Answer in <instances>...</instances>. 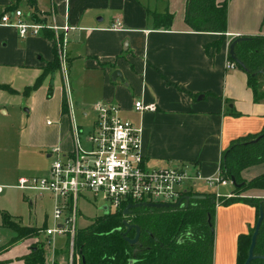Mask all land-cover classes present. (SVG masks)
I'll list each match as a JSON object with an SVG mask.
<instances>
[{
	"label": "crops",
	"instance_id": "crops-1",
	"mask_svg": "<svg viewBox=\"0 0 264 264\" xmlns=\"http://www.w3.org/2000/svg\"><path fill=\"white\" fill-rule=\"evenodd\" d=\"M150 3L156 6L158 0H37L38 17L43 20H35L29 0H0V21L6 11L21 9L28 21L72 27L66 48L67 77L62 70L54 71L44 80L48 85L42 84L29 96L54 89L49 98L54 119L32 128L28 141L34 161H42L45 151L51 158L42 174L51 165L52 148L74 149V126L84 136L82 123L92 116L88 132L94 128V105L99 100L118 104L122 117L141 127L142 151L149 163L191 162L207 177L219 172L222 153L232 141L264 130V103L254 100L247 74L239 67L227 68L232 38L264 35V0H228L227 39L220 51L209 53L205 45L219 35L188 28L187 0L170 1L166 8L174 16L170 29L153 27L150 12L157 10ZM54 47L47 31L21 38L16 27L0 24V69L19 74L20 86L13 87L18 92L34 84L53 60ZM116 71L120 74L114 76ZM136 100L157 108L140 113L134 109ZM262 173L264 162L245 168L242 176L250 180ZM217 189L224 197L236 195L231 182ZM240 196L264 198V189L250 188ZM257 219L256 207L241 200L217 206L214 264L237 263L239 236L249 233ZM31 240L4 243L0 259L21 263L17 259L29 253Z\"/></svg>",
	"mask_w": 264,
	"mask_h": 264
},
{
	"label": "trees",
	"instance_id": "trees-1",
	"mask_svg": "<svg viewBox=\"0 0 264 264\" xmlns=\"http://www.w3.org/2000/svg\"><path fill=\"white\" fill-rule=\"evenodd\" d=\"M34 8L32 17L39 20L37 0H29ZM150 20L155 29H170L173 14L169 11L150 12ZM43 20V19H40ZM185 23L192 31L213 32L219 37L205 45L209 53L211 49L220 51L227 39L228 0H187ZM47 31V37L54 39V33ZM231 39L230 43L232 42ZM229 43V45H230ZM236 58L244 64L241 68L229 53V60L235 62L248 77V85L253 91L254 100L264 103V35H251L249 39L236 43ZM62 70L57 47H54V58L43 67L42 73L34 84L25 88V95L38 89L46 77L52 72ZM1 88L16 92L11 86L0 83ZM48 96H52V87ZM67 92L63 96V110L67 111ZM260 136V137H259ZM255 140L256 138H258ZM264 162V130L258 134L240 136L232 141L222 153L221 175L224 179L234 177L241 186H235L233 196L216 198L214 193H191L189 201L178 207H146L132 209L125 215L123 209L95 217L91 223L82 228L75 236L74 263L86 264H214L215 213L218 205L241 200L256 207L258 216L260 207L264 210V198L240 196L250 188L264 189V173L247 180L242 171L250 166ZM200 197H196V196ZM5 224L13 228L17 234L11 239L16 243L25 237L38 238L42 230L38 227L23 226L12 219L11 215L0 210ZM139 227L137 243H130L126 237H134L136 228L128 233L124 221ZM120 228V229H118ZM254 228L238 239V255L236 264H244L248 257ZM78 254V258H77ZM255 254L264 256V219L260 227L255 246ZM13 260H2L0 264H46V251L42 245H33L26 255ZM131 261H133L131 263ZM250 264H264V258L252 260Z\"/></svg>",
	"mask_w": 264,
	"mask_h": 264
},
{
	"label": "built area",
	"instance_id": "built-area-1",
	"mask_svg": "<svg viewBox=\"0 0 264 264\" xmlns=\"http://www.w3.org/2000/svg\"><path fill=\"white\" fill-rule=\"evenodd\" d=\"M0 24L16 27L21 38L39 36L46 30L53 31L62 71L67 77L66 48L71 26L28 21L21 9L6 11ZM120 25L118 22L115 27ZM237 67L235 62L228 61V69ZM156 108L154 103L134 102V109L140 113ZM94 109L97 120L86 135V145L82 143L80 130L74 126V149L65 152L60 147L52 148L53 159L48 171L41 175L21 176L16 185L20 189L39 194L48 192L53 196L54 225L43 230L46 245L52 250L55 248V237L69 233L68 241L73 251L80 192L101 201L110 213L130 203H176L186 194L197 193L199 183L218 188L226 181L221 169L216 175L207 177L202 175L199 166L191 162L161 166L149 163L142 151L141 127L122 117L118 104L99 100ZM2 190L0 185V192ZM214 194L218 198L221 196L218 191Z\"/></svg>",
	"mask_w": 264,
	"mask_h": 264
},
{
	"label": "rangeland",
	"instance_id": "rangeland-1",
	"mask_svg": "<svg viewBox=\"0 0 264 264\" xmlns=\"http://www.w3.org/2000/svg\"><path fill=\"white\" fill-rule=\"evenodd\" d=\"M170 1L171 0H158L156 6L153 3L150 4L154 8L156 7L158 12H165ZM0 71V79L6 80V82H1L0 80V83L7 84L12 88H19L21 78L18 73L12 72L9 68H3L0 69ZM43 85L48 84L45 81ZM53 85L54 82H52V86ZM24 87L25 86H23L19 92H11L9 89L0 87V185L3 186V190L0 192V210L11 215L13 220H15V218L20 220L24 226L33 225L37 227V225H40L38 228L42 230L38 233V238H32L29 244L31 247L35 244L44 247L46 251V264H73L75 244L72 251L71 244L68 241L70 237L69 233L66 235H57L55 237L54 250L46 245V236L43 230L54 225L53 196L48 192L43 193L44 196H39L37 191L24 190L16 187L20 176L42 174L51 161V158L46 157V151L42 161H34L32 149L28 146V141L30 140L29 134L32 128L35 126L41 128L45 122L48 120L53 121L54 119L52 108H49L52 103L48 96L49 89L47 92L46 89L42 90L36 97L29 98L35 90L29 95H25L23 90L25 89ZM69 91L71 94L70 85ZM52 100H54V98H52ZM3 110H5V112ZM93 118L92 116L88 117L85 122L82 123L85 125V132L87 131L84 135L85 137L81 134L82 143L84 145L87 144L86 135ZM229 182L232 183V181L227 179L220 185ZM196 189L200 193H214L218 190L214 188L216 191L210 192V187L202 183H199ZM102 206L103 203L101 201L93 200L89 197V194L80 192L77 200L74 241L76 234L82 228L88 226L95 217L105 213ZM16 234L17 232L13 228L5 224L4 216L0 213V251L3 248V244L6 243L4 242L2 244V240L9 239ZM11 239L7 241L5 246L11 243ZM78 257L77 254V258Z\"/></svg>",
	"mask_w": 264,
	"mask_h": 264
},
{
	"label": "water",
	"instance_id": "water-1",
	"mask_svg": "<svg viewBox=\"0 0 264 264\" xmlns=\"http://www.w3.org/2000/svg\"><path fill=\"white\" fill-rule=\"evenodd\" d=\"M246 39H249V36H245V35H238V36H235L232 40V42L230 43L229 45V53L230 55L232 56V58L234 59V61L239 64V66L241 68H244V64L242 62H240L236 56H235V52H234V47L236 45V43L240 42V41H243V40H246ZM120 72L116 71L114 73V76ZM260 137V136H259ZM256 138L255 140L259 139ZM232 183L234 184V186H241V184L237 183L236 179L233 177L231 179ZM191 195L189 194H186L183 196L182 199H180L178 202L176 203H160V202H138V203H130L128 205L125 206V208L123 209V213L125 215H129L132 213V209L134 207H139V206H146V207H178V206H182L184 205L183 203V200H186V201H189L191 199ZM196 197H200V196H196ZM102 209L105 211L104 214H107L109 213V209L106 205L102 206ZM263 219H264V210L262 207H260V211H259V216H258V219L256 221V224L254 226V232L252 234V239H251V244H250V248H249V253H248V257L247 259L245 260V263L244 264H250L252 262V260L254 259H257V258H264V256H261V255H256L255 254V246H256V243H257V237H258V234L260 232V227H261V224L263 222ZM125 225L127 226V230L126 232L124 233L125 235L128 233V231L135 227L136 228V235L134 237H126V239L134 244V243H137L138 241V237H139V232H140V229L139 227L131 224L128 220H125L124 221ZM120 229V228H118ZM133 261H131L132 263ZM82 263L83 264H86L84 258H82Z\"/></svg>",
	"mask_w": 264,
	"mask_h": 264
}]
</instances>
